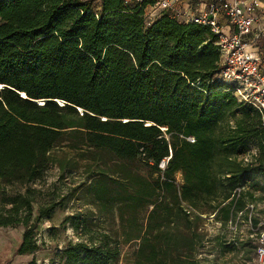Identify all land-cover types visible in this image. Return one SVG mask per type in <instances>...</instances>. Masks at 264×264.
<instances>
[{
    "label": "trees",
    "instance_id": "1",
    "mask_svg": "<svg viewBox=\"0 0 264 264\" xmlns=\"http://www.w3.org/2000/svg\"><path fill=\"white\" fill-rule=\"evenodd\" d=\"M94 1L0 0V228L23 229L18 255L39 250L61 199L33 185L53 164L79 168L54 154L70 138L100 164L86 191L119 229L75 221L62 264H116L123 242H138L135 264H200L197 225L211 215H241L250 229L232 250L258 254L264 221L248 214L264 194V118L218 79V37L166 11L149 22L157 0Z\"/></svg>",
    "mask_w": 264,
    "mask_h": 264
},
{
    "label": "rangeland",
    "instance_id": "2",
    "mask_svg": "<svg viewBox=\"0 0 264 264\" xmlns=\"http://www.w3.org/2000/svg\"><path fill=\"white\" fill-rule=\"evenodd\" d=\"M184 1L187 2V0ZM196 1L200 3L205 0ZM100 4V0L93 2L92 8L94 12L100 11ZM155 12L153 8H147V19L152 17ZM233 125L232 119H227L221 127L225 129ZM85 148L80 142L71 141L70 138H67L54 151V154L67 158L71 161V165L76 163L79 168L77 170L61 172L53 164L50 166L41 184L37 183L33 185L36 188L43 186L50 193L60 195L61 205L55 210L49 220H44L38 225L39 250L28 257V264L33 261H35V264H62L60 256L63 251L69 245L75 244L80 240L81 230L76 231L73 228L75 221L82 220L95 231L102 229L113 234L114 231L119 229L116 218L113 220L99 214L98 206L94 202L93 196L86 191L87 186L92 180L93 171H96L100 164L83 156L81 151H85ZM175 178L178 183L182 184L181 173H177ZM256 197L259 199L256 203L258 210L253 214L249 213L248 217H255L264 221L263 216L258 214L260 209L264 210V194L257 193ZM240 218L241 215H238L234 224L229 223L223 226L220 222H216L211 215L209 218L198 223L197 233L201 236L202 240L199 244L196 259L200 264H260L257 261L256 250H232L234 247L233 241L236 237L241 235V237L246 239L247 232L250 229L249 222L243 221ZM11 230L23 234L21 227ZM250 237L256 243V235ZM121 241H124L123 238H121ZM137 245L138 242L129 244L123 242L121 259L116 264H135L134 255Z\"/></svg>",
    "mask_w": 264,
    "mask_h": 264
},
{
    "label": "built area",
    "instance_id": "3",
    "mask_svg": "<svg viewBox=\"0 0 264 264\" xmlns=\"http://www.w3.org/2000/svg\"><path fill=\"white\" fill-rule=\"evenodd\" d=\"M124 1L126 5L143 2ZM151 8L156 12L149 22L160 11H166L177 20L211 27L221 52L218 79L239 103L254 107L264 118V6L261 0H206L189 3L187 7L184 0H157ZM257 153L251 148L239 160L244 165L251 164ZM260 243L257 261L264 264V233Z\"/></svg>",
    "mask_w": 264,
    "mask_h": 264
},
{
    "label": "crops",
    "instance_id": "4",
    "mask_svg": "<svg viewBox=\"0 0 264 264\" xmlns=\"http://www.w3.org/2000/svg\"><path fill=\"white\" fill-rule=\"evenodd\" d=\"M261 1L264 6V0ZM189 3L195 4L197 1H185L186 7L189 6ZM225 31L228 32L229 29L226 27ZM21 243L22 233L14 232L11 229L0 228V264H28V257L30 255H18L17 253Z\"/></svg>",
    "mask_w": 264,
    "mask_h": 264
},
{
    "label": "bare ground",
    "instance_id": "5",
    "mask_svg": "<svg viewBox=\"0 0 264 264\" xmlns=\"http://www.w3.org/2000/svg\"><path fill=\"white\" fill-rule=\"evenodd\" d=\"M24 98H25V96H23ZM42 103V102H41ZM61 104H62V102H61Z\"/></svg>",
    "mask_w": 264,
    "mask_h": 264
},
{
    "label": "water",
    "instance_id": "6",
    "mask_svg": "<svg viewBox=\"0 0 264 264\" xmlns=\"http://www.w3.org/2000/svg\"><path fill=\"white\" fill-rule=\"evenodd\" d=\"M23 96H26L25 94H22Z\"/></svg>",
    "mask_w": 264,
    "mask_h": 264
}]
</instances>
